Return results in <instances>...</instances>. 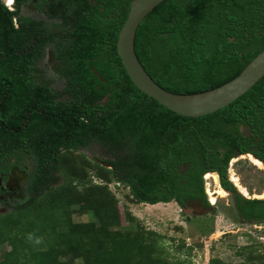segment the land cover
<instances>
[{"label":"trees","instance_id":"trees-1","mask_svg":"<svg viewBox=\"0 0 264 264\" xmlns=\"http://www.w3.org/2000/svg\"><path fill=\"white\" fill-rule=\"evenodd\" d=\"M100 1H107L106 12L118 6L117 0ZM132 1L121 0L119 12L102 23L97 18L88 22L89 35L96 41L108 29L117 60L111 69H101L109 88L84 89L82 103L88 106L84 110L77 103V132L68 139L76 136V144L106 147L113 156L111 167L91 164L107 179L125 184L139 203L175 201L182 210L194 203L210 208L205 176L214 172L230 193L237 215L264 222V198L244 196L228 172L230 161L243 154L264 164V76L235 101L206 115L184 116L167 108L136 87L118 54V34ZM11 16L0 0V51L8 49L4 45L9 41L2 35L8 33ZM263 49L264 0H164L141 21L135 37L137 56L153 79L181 94L233 79ZM95 64L100 67L98 61ZM4 78L8 73L0 71V81ZM69 148L66 144L67 151L58 154L59 168L46 170L48 176L60 171L61 184L55 179L41 186L26 204L0 215V244L10 246L0 264H73L62 259L69 254L85 264H185L171 259L154 230H115L122 215L114 194L107 183L89 184L80 193L78 187L88 183L83 176L86 155L78 154L84 158L79 160ZM73 205L94 211L98 223L74 222ZM254 259L249 255L243 261ZM209 264L226 263L212 257Z\"/></svg>","mask_w":264,"mask_h":264},{"label":"flooded vegetation","instance_id":"flooded-vegetation-1","mask_svg":"<svg viewBox=\"0 0 264 264\" xmlns=\"http://www.w3.org/2000/svg\"><path fill=\"white\" fill-rule=\"evenodd\" d=\"M1 1L12 16L8 33L2 35L8 49L0 51V71L8 73L0 81V215L26 204L41 186L61 177L60 171L48 176L46 170L59 168L56 159L67 151L66 144L69 151L110 166L113 156L106 147L96 142L79 145L76 136L68 137L77 132V103L84 110L88 106L82 103L84 89L109 88L101 69H111L117 60L108 29L96 41L88 22L97 18L102 23L121 7V0L108 12L107 1L100 0H85L90 6L82 0ZM97 149L104 154H95Z\"/></svg>","mask_w":264,"mask_h":264},{"label":"rangeland","instance_id":"rangeland-1","mask_svg":"<svg viewBox=\"0 0 264 264\" xmlns=\"http://www.w3.org/2000/svg\"><path fill=\"white\" fill-rule=\"evenodd\" d=\"M94 153L104 154L98 149ZM77 156L81 157L79 160L84 159L82 155ZM85 158L83 169L86 172L83 176L88 183L80 185L79 191L83 194L89 184H108L122 215V223L115 227V230L136 231L141 227L154 230L162 236V244L171 259L185 260V264H209L212 257L220 258L226 264H247L248 262L243 260L249 255L255 259L248 264H264V222L256 223L240 218L234 209L230 193L221 186L220 181L219 187L223 188L225 193L217 194L216 203L211 201L206 182L208 198L213 205L210 208L194 203L182 210L175 201H171L172 206H151L150 203L135 201L125 184L116 182L114 178L107 179L102 170L91 164L89 157ZM231 170L239 176L250 196L244 194L237 186L239 192L246 197H263V162L257 163L249 154H243L230 161L229 175ZM56 180L59 185L64 178L57 176ZM211 188L215 189V186ZM72 220L98 223L94 211L82 210L79 205L72 206ZM245 247L247 249H244ZM9 248L8 243L0 244V259ZM62 259L72 261L73 264H85L82 258H74L71 254Z\"/></svg>","mask_w":264,"mask_h":264},{"label":"water","instance_id":"water-1","mask_svg":"<svg viewBox=\"0 0 264 264\" xmlns=\"http://www.w3.org/2000/svg\"><path fill=\"white\" fill-rule=\"evenodd\" d=\"M162 1L164 0H133L118 34L119 56L137 88L181 115L197 117L229 105L264 76L263 49L236 77L215 88L190 94L174 93L163 88L145 69L135 50L138 26Z\"/></svg>","mask_w":264,"mask_h":264},{"label":"bare ground","instance_id":"bare-ground-1","mask_svg":"<svg viewBox=\"0 0 264 264\" xmlns=\"http://www.w3.org/2000/svg\"><path fill=\"white\" fill-rule=\"evenodd\" d=\"M8 2H12V0H7ZM251 156V158L257 162V163H262L259 159L255 158L254 156H252L251 154H249ZM208 176H206V182L207 183V191L208 193L210 194V197H211V201L213 203H216L217 202V197L218 195H221L223 193H225V191L223 190V188L219 187V178L216 173H207ZM230 179L236 184V186H238L240 188V190L246 194V195H249L250 196V193L248 192L247 188L241 183L240 179H239V176L233 171L231 170L230 171ZM213 181V182H212ZM215 186V189H212L211 187L212 186ZM218 194V195H217ZM255 196H259L257 194H255ZM264 197V193L262 195ZM149 204V203H148ZM151 206H161V205H169V206H172V203L171 202H168V203H164V202H160V203H156V204H149Z\"/></svg>","mask_w":264,"mask_h":264}]
</instances>
